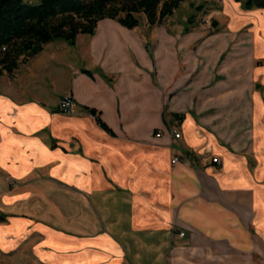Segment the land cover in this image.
<instances>
[{
    "label": "crops",
    "instance_id": "1",
    "mask_svg": "<svg viewBox=\"0 0 264 264\" xmlns=\"http://www.w3.org/2000/svg\"><path fill=\"white\" fill-rule=\"evenodd\" d=\"M216 6L211 31L184 32L178 9L134 29L105 18L0 76L7 264H264V8ZM65 189L70 226L14 212Z\"/></svg>",
    "mask_w": 264,
    "mask_h": 264
},
{
    "label": "trees",
    "instance_id": "2",
    "mask_svg": "<svg viewBox=\"0 0 264 264\" xmlns=\"http://www.w3.org/2000/svg\"><path fill=\"white\" fill-rule=\"evenodd\" d=\"M185 0H0V76L13 75L19 66L55 39L74 45L80 34H95L100 20L111 18L134 29L143 18L163 24ZM247 9L264 8V0H239ZM194 15L184 31L190 30ZM92 74L90 71H85ZM99 125L114 131L89 108ZM2 218V217H0Z\"/></svg>",
    "mask_w": 264,
    "mask_h": 264
},
{
    "label": "rangeland",
    "instance_id": "3",
    "mask_svg": "<svg viewBox=\"0 0 264 264\" xmlns=\"http://www.w3.org/2000/svg\"><path fill=\"white\" fill-rule=\"evenodd\" d=\"M32 1H39V0H32ZM206 0H185L180 8L176 11L175 16L171 18L168 17L164 22H167L170 20L171 22H181L183 20L188 21L189 17L194 15V23L197 24L200 23L202 24L203 27L209 28V31L215 28L217 24V20L214 18V16H210L208 13L210 10L214 11V9L217 7L216 5H219L220 0H207L211 1L208 2L207 4V9L209 11L203 12V7L206 5ZM205 8V10H207ZM208 14V15H207ZM145 21L143 18L142 23ZM193 23V24H194ZM190 24V27L193 25ZM208 31V32H209ZM185 32V31H184ZM211 153V152H210ZM249 166H251V169L256 168L258 162L255 161L253 157H249ZM67 191V194L62 196L61 198L54 197L53 193L49 194L47 197L43 195H32V204L31 206L24 207L23 205H17L15 207V214L20 215V214H31L32 217L36 218L38 221H46V224L48 226H62V225H69L70 226V215L72 212V205L70 203V199L72 196V193H75V191H71L70 189H65ZM39 194V193H38ZM41 200V201H40ZM54 216H63V221L62 222H56L55 220L53 221ZM59 220V219H58ZM56 224V225H55ZM181 232V231H180ZM185 232V231H184ZM12 258H16V264H22L21 262L23 261H28L29 259L28 255H15ZM21 261V262H19ZM8 259L7 257H4L3 255L0 254V264H7Z\"/></svg>",
    "mask_w": 264,
    "mask_h": 264
},
{
    "label": "built area",
    "instance_id": "4",
    "mask_svg": "<svg viewBox=\"0 0 264 264\" xmlns=\"http://www.w3.org/2000/svg\"><path fill=\"white\" fill-rule=\"evenodd\" d=\"M73 107H74V100L71 96L68 95V96H65L63 99H61V101H60V109L61 110H63L66 113H71L73 111ZM171 131L176 138H179L181 136V133L179 132L178 128L171 127ZM160 135H161V132H158L157 136H160ZM212 160L214 163H218V164L220 163V160L217 157H213ZM179 161H180L179 157H174L172 159L173 164H175ZM180 235L184 236L185 232L181 231Z\"/></svg>",
    "mask_w": 264,
    "mask_h": 264
}]
</instances>
